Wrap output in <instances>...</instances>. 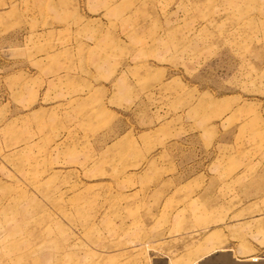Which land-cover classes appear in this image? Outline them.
Wrapping results in <instances>:
<instances>
[{
  "label": "rangeland",
  "instance_id": "1",
  "mask_svg": "<svg viewBox=\"0 0 264 264\" xmlns=\"http://www.w3.org/2000/svg\"><path fill=\"white\" fill-rule=\"evenodd\" d=\"M230 248L264 255V0H0V264Z\"/></svg>",
  "mask_w": 264,
  "mask_h": 264
},
{
  "label": "crops",
  "instance_id": "2",
  "mask_svg": "<svg viewBox=\"0 0 264 264\" xmlns=\"http://www.w3.org/2000/svg\"><path fill=\"white\" fill-rule=\"evenodd\" d=\"M241 250V249H240ZM228 251L231 253V255L234 257V258H236V259H242V260H249V258H238L237 256H234V251H236V249H232V248H230V249H228ZM240 256H246V255H240ZM239 256V257H240ZM231 261H232V263L233 264H255V263H239V262H235V261H233L232 259H231ZM167 264H169L168 263V261H167Z\"/></svg>",
  "mask_w": 264,
  "mask_h": 264
},
{
  "label": "water",
  "instance_id": "3",
  "mask_svg": "<svg viewBox=\"0 0 264 264\" xmlns=\"http://www.w3.org/2000/svg\"><path fill=\"white\" fill-rule=\"evenodd\" d=\"M229 252V251H227ZM231 255V253H229ZM232 256V255H231ZM232 259L235 260V262H239V263H255V262H258V260H263L264 259V255L263 256H260L259 259H256L254 261H248V260H242V259H236V258H233ZM165 264H167V261L165 262Z\"/></svg>",
  "mask_w": 264,
  "mask_h": 264
},
{
  "label": "bare ground",
  "instance_id": "4",
  "mask_svg": "<svg viewBox=\"0 0 264 264\" xmlns=\"http://www.w3.org/2000/svg\"><path fill=\"white\" fill-rule=\"evenodd\" d=\"M232 257H233V256H231V259H232ZM233 258H234V257H233ZM232 260L235 261L234 259H232ZM263 261H264V259H263Z\"/></svg>",
  "mask_w": 264,
  "mask_h": 264
}]
</instances>
